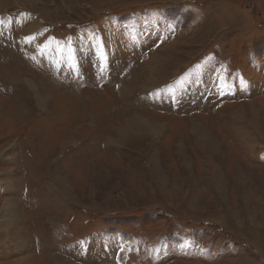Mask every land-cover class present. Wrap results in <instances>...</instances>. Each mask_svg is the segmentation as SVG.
I'll return each mask as SVG.
<instances>
[{"label": "rangeland", "instance_id": "374dc122", "mask_svg": "<svg viewBox=\"0 0 264 264\" xmlns=\"http://www.w3.org/2000/svg\"><path fill=\"white\" fill-rule=\"evenodd\" d=\"M0 264H264V0H0Z\"/></svg>", "mask_w": 264, "mask_h": 264}, {"label": "bare ground", "instance_id": "6f19581e", "mask_svg": "<svg viewBox=\"0 0 264 264\" xmlns=\"http://www.w3.org/2000/svg\"><path fill=\"white\" fill-rule=\"evenodd\" d=\"M21 1V0H20ZM24 2V1H23ZM4 3V2H3ZM2 3V4H3ZM34 4V3H33ZM4 5V4H3ZM41 53V52H40ZM32 84L34 85V82L32 81ZM44 98V97H43ZM43 104V103H42ZM243 186V185H242ZM237 193V192H236ZM69 194V193H68ZM245 197V196H244ZM237 204V203H236ZM6 205V204H5ZM246 208V207H245ZM10 210H11V208H10ZM260 215V214H259ZM10 215H9V210L7 209L6 211H5V213H4V217L5 218H8ZM13 217V216H12ZM10 218V217H9ZM248 219H250V218H248ZM248 222H249V220H247ZM237 222V221H236Z\"/></svg>", "mask_w": 264, "mask_h": 264}]
</instances>
